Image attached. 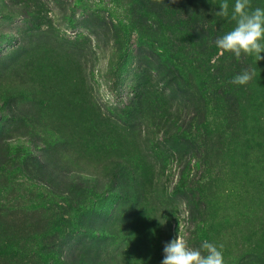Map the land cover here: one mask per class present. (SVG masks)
<instances>
[{
	"label": "rangeland",
	"instance_id": "rangeland-1",
	"mask_svg": "<svg viewBox=\"0 0 264 264\" xmlns=\"http://www.w3.org/2000/svg\"><path fill=\"white\" fill-rule=\"evenodd\" d=\"M223 2L0 0V264H161L178 234L264 264V59L216 47Z\"/></svg>",
	"mask_w": 264,
	"mask_h": 264
},
{
	"label": "clouds",
	"instance_id": "clouds-1",
	"mask_svg": "<svg viewBox=\"0 0 264 264\" xmlns=\"http://www.w3.org/2000/svg\"><path fill=\"white\" fill-rule=\"evenodd\" d=\"M175 2V0H173ZM229 3L220 4L217 15L229 16ZM231 19L236 26L215 40V45L223 52L234 55L239 60L243 55H255L257 61L264 59V8L252 7L251 0H235ZM255 75L254 71L245 70L235 75L232 84L247 85ZM223 245L217 246L207 240L199 249L190 248L185 238L178 234L164 245V258L161 264H225Z\"/></svg>",
	"mask_w": 264,
	"mask_h": 264
},
{
	"label": "trees",
	"instance_id": "trees-1",
	"mask_svg": "<svg viewBox=\"0 0 264 264\" xmlns=\"http://www.w3.org/2000/svg\"><path fill=\"white\" fill-rule=\"evenodd\" d=\"M233 65L235 66V59H233Z\"/></svg>",
	"mask_w": 264,
	"mask_h": 264
}]
</instances>
